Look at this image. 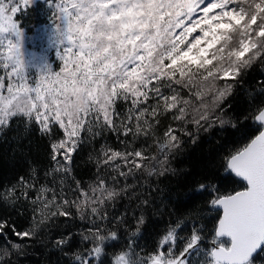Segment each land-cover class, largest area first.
Here are the masks:
<instances>
[{
    "label": "snow or ice",
    "instance_id": "obj_1",
    "mask_svg": "<svg viewBox=\"0 0 264 264\" xmlns=\"http://www.w3.org/2000/svg\"><path fill=\"white\" fill-rule=\"evenodd\" d=\"M36 2L0 0V130L16 119L36 127L50 183L37 186V161L30 180L0 189V205L33 206L23 231L0 216V264L61 218L66 228L83 225L54 241L62 249L80 236L88 247L73 253L75 264H103L114 246L111 264H264V81L247 91L242 113L228 103L255 66L264 70V0H44L48 23L32 36L39 50H29L18 16ZM226 126L242 142L221 158L219 174L239 189L195 182L206 208L169 221L152 251L139 247L149 201L140 200L139 214L109 209L129 193L139 199L147 178L173 173L183 137L195 143L201 131ZM85 148L94 169L86 184L74 174Z\"/></svg>",
    "mask_w": 264,
    "mask_h": 264
},
{
    "label": "trees",
    "instance_id": "obj_2",
    "mask_svg": "<svg viewBox=\"0 0 264 264\" xmlns=\"http://www.w3.org/2000/svg\"><path fill=\"white\" fill-rule=\"evenodd\" d=\"M47 12L44 0H37L36 4L30 6L26 13L18 16L26 31L27 40L32 38L38 28L48 23V17L45 14ZM49 54L54 60L53 54L51 52ZM259 81H264V70L257 65L246 75L244 86L238 88L233 97L229 99L228 103L232 105L233 113H242L248 107L246 93L257 89L260 86ZM243 131L251 133L252 129L246 128ZM241 137L242 132H237L227 126L223 129L216 127L208 132L201 131L195 143L183 137L185 140L183 149L171 161V167L175 171L162 177L147 178V184H141L136 189L139 199L129 193L130 198L126 197L117 201L115 211L109 209L110 214H120L125 210L129 215L133 210L139 214L141 209L137 208V204L140 200L147 199L149 204L143 208V212L148 217L149 224L138 237L137 243L145 251H152L158 235L166 228L169 221L175 222L183 217L189 208L197 204L206 208L207 193L199 194L191 191L195 182L207 177L208 180L221 184V190L239 189L238 184L221 179L219 169L221 158L239 146L242 142ZM108 142L114 147H119L114 136H110ZM46 143L35 126L27 130L21 119L13 120L9 127L0 130V189L17 185L20 177L30 180V166L37 161L40 162L41 169L36 181L37 186L50 183V178L46 180L44 177V170L48 166L45 155ZM87 153L88 149H83L76 156L74 166L76 178L85 184L94 177L93 167L85 164ZM137 179L145 178L137 177ZM128 183H133V181L130 179ZM0 216L9 219L18 230L23 231L33 223V206L23 199L15 209L0 205ZM212 216L213 218L203 221L208 229H211L215 223L218 213H213ZM56 223L59 225L58 228L45 229L34 239L26 241V247L22 252L14 253L10 257V264H75L73 253L88 247L87 244L82 243L80 236H73L62 249L57 248L54 241L62 233L66 234L69 230L76 232L83 225L79 221L69 222L70 227L66 228L63 218L57 220ZM184 232H188L187 227ZM8 237L18 242L10 231ZM4 244L5 240L0 238V247ZM118 247L106 248V255L102 257L103 264H111L112 254L118 250ZM257 260L259 263L260 258L257 257Z\"/></svg>",
    "mask_w": 264,
    "mask_h": 264
},
{
    "label": "rangeland",
    "instance_id": "obj_3",
    "mask_svg": "<svg viewBox=\"0 0 264 264\" xmlns=\"http://www.w3.org/2000/svg\"><path fill=\"white\" fill-rule=\"evenodd\" d=\"M26 47H27L29 50H33V49H35V50H39L40 42H38V41H33L32 38H30V39L27 40V37H26ZM49 56H50V54H49ZM50 58H51V56H50Z\"/></svg>",
    "mask_w": 264,
    "mask_h": 264
}]
</instances>
